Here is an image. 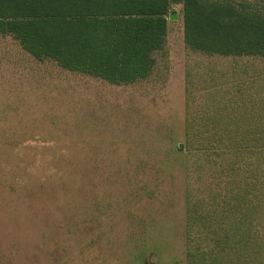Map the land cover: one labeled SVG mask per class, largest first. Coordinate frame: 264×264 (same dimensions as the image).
<instances>
[{"label": "rangeland", "instance_id": "374dc122", "mask_svg": "<svg viewBox=\"0 0 264 264\" xmlns=\"http://www.w3.org/2000/svg\"><path fill=\"white\" fill-rule=\"evenodd\" d=\"M228 1L264 17V1ZM181 14L170 12L150 73L122 85L39 62L0 35V264H186L187 185L226 213L247 198L241 176L264 182L260 151L181 153L202 126L188 113L226 118L230 100L264 128V57L190 50Z\"/></svg>", "mask_w": 264, "mask_h": 264}, {"label": "trees", "instance_id": "16d2710c", "mask_svg": "<svg viewBox=\"0 0 264 264\" xmlns=\"http://www.w3.org/2000/svg\"><path fill=\"white\" fill-rule=\"evenodd\" d=\"M176 6L190 50L264 57V17L243 2L228 0H0V35L13 38L39 62L122 85L150 73ZM233 104L230 100L227 119L216 117L213 110V115L188 113L189 126H202L181 147L185 161L201 156L215 160L234 151L244 160L247 152L260 151L264 157V128L253 129L247 124L253 115ZM232 117L238 118V126ZM221 118L224 122L218 124ZM189 132L186 124V135ZM189 179L190 186L196 185L197 178ZM240 185L247 198L226 213L211 211L203 196H196L198 187L194 192L187 185L186 264H264V182L241 176Z\"/></svg>", "mask_w": 264, "mask_h": 264}, {"label": "water", "instance_id": "95a60500", "mask_svg": "<svg viewBox=\"0 0 264 264\" xmlns=\"http://www.w3.org/2000/svg\"><path fill=\"white\" fill-rule=\"evenodd\" d=\"M170 18H173L172 16H170Z\"/></svg>", "mask_w": 264, "mask_h": 264}]
</instances>
